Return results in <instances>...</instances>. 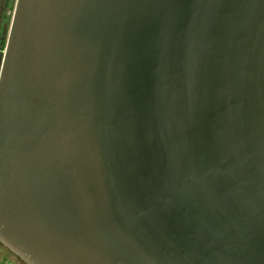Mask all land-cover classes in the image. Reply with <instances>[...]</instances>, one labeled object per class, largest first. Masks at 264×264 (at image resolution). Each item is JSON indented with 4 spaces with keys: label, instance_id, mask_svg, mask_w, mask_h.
<instances>
[{
    "label": "water",
    "instance_id": "water-1",
    "mask_svg": "<svg viewBox=\"0 0 264 264\" xmlns=\"http://www.w3.org/2000/svg\"><path fill=\"white\" fill-rule=\"evenodd\" d=\"M0 244L24 264H264V0H16Z\"/></svg>",
    "mask_w": 264,
    "mask_h": 264
},
{
    "label": "rangeland",
    "instance_id": "rangeland-1",
    "mask_svg": "<svg viewBox=\"0 0 264 264\" xmlns=\"http://www.w3.org/2000/svg\"><path fill=\"white\" fill-rule=\"evenodd\" d=\"M3 0H0V18L7 24V34L10 27V22L14 10L15 0H6V7H4V12L2 14V3ZM0 263L5 264H24L12 253H10L5 247L0 244Z\"/></svg>",
    "mask_w": 264,
    "mask_h": 264
},
{
    "label": "flooded vegetation",
    "instance_id": "flooded-vegetation-1",
    "mask_svg": "<svg viewBox=\"0 0 264 264\" xmlns=\"http://www.w3.org/2000/svg\"><path fill=\"white\" fill-rule=\"evenodd\" d=\"M15 4H16V0H15ZM1 6L3 9L1 12L3 14L4 7H6V0L2 1ZM14 9H15V5H14ZM13 13H14V10H13ZM12 17H13V14H12ZM11 22H12V18H11ZM11 22H10V26H11ZM9 30H10V27H9ZM9 30H8V34H7V24L5 21H3L2 18H0V66L2 64L4 54H5V50H6Z\"/></svg>",
    "mask_w": 264,
    "mask_h": 264
},
{
    "label": "built area",
    "instance_id": "built-area-1",
    "mask_svg": "<svg viewBox=\"0 0 264 264\" xmlns=\"http://www.w3.org/2000/svg\"><path fill=\"white\" fill-rule=\"evenodd\" d=\"M0 264H5V263H0Z\"/></svg>",
    "mask_w": 264,
    "mask_h": 264
}]
</instances>
